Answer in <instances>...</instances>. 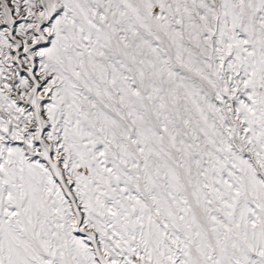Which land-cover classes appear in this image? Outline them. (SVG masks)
<instances>
[{"label": "snow or ice", "instance_id": "1", "mask_svg": "<svg viewBox=\"0 0 264 264\" xmlns=\"http://www.w3.org/2000/svg\"><path fill=\"white\" fill-rule=\"evenodd\" d=\"M0 264H264V0H0Z\"/></svg>", "mask_w": 264, "mask_h": 264}]
</instances>
